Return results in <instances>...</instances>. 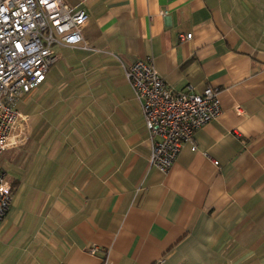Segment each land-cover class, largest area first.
Instances as JSON below:
<instances>
[{
    "label": "crops",
    "instance_id": "0c3cea01",
    "mask_svg": "<svg viewBox=\"0 0 264 264\" xmlns=\"http://www.w3.org/2000/svg\"><path fill=\"white\" fill-rule=\"evenodd\" d=\"M65 1L89 48L55 46L18 103L0 264H264V0ZM146 58L175 90H220L167 172L124 74Z\"/></svg>",
    "mask_w": 264,
    "mask_h": 264
},
{
    "label": "built area",
    "instance_id": "2783aa9c",
    "mask_svg": "<svg viewBox=\"0 0 264 264\" xmlns=\"http://www.w3.org/2000/svg\"><path fill=\"white\" fill-rule=\"evenodd\" d=\"M87 19L83 8L65 0H0V155L27 139V115L19 110L18 103L45 80L55 60L53 48H89L82 35ZM190 37L188 33L181 39ZM124 74L140 101L150 141L149 164L167 172L184 144L196 149L195 131L221 114L220 90L206 86L196 93L190 85L175 90L156 72L149 58L135 60ZM236 112L240 113L239 108ZM11 201L12 187L0 167V220ZM99 250L92 245L86 252L94 255ZM99 264H107L106 254Z\"/></svg>",
    "mask_w": 264,
    "mask_h": 264
},
{
    "label": "rangeland",
    "instance_id": "374dc122",
    "mask_svg": "<svg viewBox=\"0 0 264 264\" xmlns=\"http://www.w3.org/2000/svg\"><path fill=\"white\" fill-rule=\"evenodd\" d=\"M68 2H69V0H68ZM20 145L21 144L17 145V147L20 146ZM11 149H13V148H11ZM22 160H24V158H22ZM10 162H11V160H10V153L7 152V151L2 152L1 155H0V166L3 168V170H5L6 175H7V178L11 180V178H12L11 177L12 166H11V163Z\"/></svg>",
    "mask_w": 264,
    "mask_h": 264
}]
</instances>
